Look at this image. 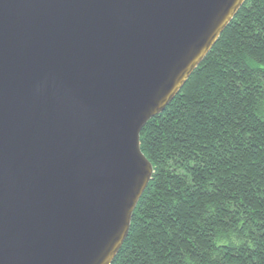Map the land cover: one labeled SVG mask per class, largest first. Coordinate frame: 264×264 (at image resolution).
Segmentation results:
<instances>
[{
  "label": "water",
  "instance_id": "95a60500",
  "mask_svg": "<svg viewBox=\"0 0 264 264\" xmlns=\"http://www.w3.org/2000/svg\"><path fill=\"white\" fill-rule=\"evenodd\" d=\"M244 0H0V264H110L161 112Z\"/></svg>",
  "mask_w": 264,
  "mask_h": 264
},
{
  "label": "trees",
  "instance_id": "16d2710c",
  "mask_svg": "<svg viewBox=\"0 0 264 264\" xmlns=\"http://www.w3.org/2000/svg\"><path fill=\"white\" fill-rule=\"evenodd\" d=\"M152 176L110 264H264V0L141 128Z\"/></svg>",
  "mask_w": 264,
  "mask_h": 264
}]
</instances>
